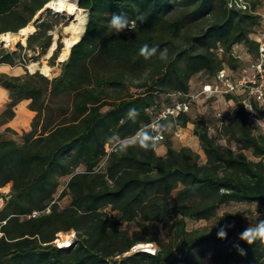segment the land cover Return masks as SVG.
<instances>
[{"label": "trees", "instance_id": "trees-1", "mask_svg": "<svg viewBox=\"0 0 264 264\" xmlns=\"http://www.w3.org/2000/svg\"><path fill=\"white\" fill-rule=\"evenodd\" d=\"M48 1L0 0V34L25 27ZM245 1L249 10L228 0H77L87 19L58 74L0 72L8 98L0 110V189L9 185L1 195L0 264H264V243L239 239L264 216H216L230 202L256 204L264 214V135L253 132L239 97L225 96L233 100L232 115L215 132L189 113L161 122L172 129L193 124L204 161L166 138L164 154H157L149 127L173 96L189 93L197 73L211 80L222 68L246 65L234 46L245 49L248 62L256 57L252 33L264 0ZM117 12L135 22L131 30L109 29ZM34 26L25 46L0 52V64L15 65L25 48L47 50L53 22ZM22 100L33 115L16 141L3 134H15L6 124ZM253 105L264 117V105ZM211 218L210 225L187 229V219ZM70 230L71 242L57 246V235ZM140 243L153 244L154 252L130 251Z\"/></svg>", "mask_w": 264, "mask_h": 264}, {"label": "rangeland", "instance_id": "rangeland-1", "mask_svg": "<svg viewBox=\"0 0 264 264\" xmlns=\"http://www.w3.org/2000/svg\"><path fill=\"white\" fill-rule=\"evenodd\" d=\"M44 6L33 16L32 20L27 24V25H32L33 29L27 31V33L23 36V40H18L17 42L13 43L10 46L4 43H0V52L18 51L19 45L25 46L27 38L37 31L34 24L42 19L47 20L48 22H53V27L47 31V34H50L51 36L50 44L47 50L44 53H41L39 49L25 48L21 50L20 58L16 59L15 65L10 66L7 64H0V72L7 73L9 75H20L23 74L25 70H28L29 72H34L37 70L43 75L47 76L48 78H51L52 76L58 74L60 70V63L63 60H65L69 54L68 51L67 55L65 56L62 55V49H63V39L67 37V32L65 31V28L69 24L70 18L64 12L61 14H55L51 9L45 8ZM80 9H81V16L85 18V22H86L87 19L86 11L83 8ZM47 12L49 13L47 14ZM58 44H60L61 47L59 49L56 58L53 60L52 54L56 49V47L58 46ZM243 50L245 49L241 45L234 46V53L241 56L240 58L242 59V62L245 63L246 66H248L250 62H248L249 60L248 57L245 55V53L242 54ZM32 64H34V66H32ZM44 65L49 67L48 74L43 73L41 70L42 66ZM234 73H236V71ZM207 81H210V79H208V77L203 73H197L196 75H194L189 80V94H193V95L196 94L200 89L201 84ZM165 98H166L165 95L161 94V100H165ZM181 98L183 99L185 98V96ZM172 99L180 100L179 97L177 96H173ZM7 100L8 98L6 97L4 99V102L0 104V110L4 108ZM2 101L3 100L0 99V102ZM22 104L24 103L22 102ZM233 106L234 103L227 104V100L225 99V96L216 95L210 98H205L201 95H198L191 102L190 110L188 113L192 118L206 122L209 125V128H211V131L210 130L209 131L212 132V128H215L216 125L215 113L217 111L225 112L226 120L228 121L232 115ZM18 107L19 105L15 107L16 115L14 116V118L6 124V126L10 127L12 130L15 131V134L10 132H5L3 134V136L14 138L16 141H19V135L23 131L29 129V122L32 117L31 114L29 116L27 114H24L26 113V111L24 109L22 110L21 107H19L20 108L19 115L24 114L25 117L24 119L19 118V120H15L16 119L15 117L17 116ZM24 107L25 109H27L26 106ZM250 122L254 127L253 132L255 134L261 133L264 135V119L260 123H257L255 121H250ZM3 128L4 127H0V132L3 130ZM192 128H193V124L191 123L187 124L186 127H182V128L177 127L175 129L166 126L165 138L167 140H170L172 146L175 148H178L180 146H189L190 148L198 152L200 154L201 160L204 161L205 157L199 147L197 138L194 136L192 132ZM221 142L225 143L224 139H222ZM164 148H165L164 141H160L157 143L156 151L158 154H162ZM8 191H9V185L0 189V196L6 195ZM2 202L3 201H1L0 198V206L2 205ZM67 203H68L67 197L62 198L59 201V205L61 207L67 205ZM224 211L241 212L242 214H244V216L249 218V220L263 218L264 216L260 206L256 204H248L244 202H230L226 205H221L216 211V216L222 214ZM214 219L215 218H211L210 220H198V221H192L190 219H187V229L201 228L203 226L210 225ZM123 226L129 229H132L133 227L125 224ZM158 228L160 229L161 235H164V231L163 229H161L160 224L158 225ZM73 234L74 233L72 230L68 232L59 233L57 235V239L55 240V242L59 244V241L67 239L69 244L73 238ZM148 247L149 249L155 248L153 244H151V246L149 245ZM136 249H141L139 247V244L135 245L130 251H134Z\"/></svg>", "mask_w": 264, "mask_h": 264}, {"label": "built area", "instance_id": "built-area-1", "mask_svg": "<svg viewBox=\"0 0 264 264\" xmlns=\"http://www.w3.org/2000/svg\"><path fill=\"white\" fill-rule=\"evenodd\" d=\"M228 6L240 9L249 10V4L245 0H228ZM259 16V25L252 33L253 39L258 44L256 57L249 63L236 71H229L227 68L220 69L212 78L213 81H207L201 84L200 89L196 94H187L185 98L176 100L172 104L164 106L153 118L149 124L151 130V139L154 142H160L165 139L166 126L161 122L168 117H176L181 113H188L191 102L196 96L201 95L205 98H210L216 95L226 96L232 94L239 97V103L245 108L246 115L249 121H259L264 117L257 116L253 102L259 106L264 105V4L260 5L256 10ZM234 51V47H233ZM217 54L221 55L222 48L218 46ZM235 74V75H234ZM228 103H233L232 99L227 100ZM216 125L212 128V132L220 130V127L226 120V113L217 111L215 113ZM211 131V128H209ZM113 146H106V151L109 152ZM1 201H3L0 196ZM37 212H33V215ZM57 246H62L55 242ZM151 246V244H149ZM150 253L154 249L149 247H140Z\"/></svg>", "mask_w": 264, "mask_h": 264}, {"label": "bare ground", "instance_id": "bare-ground-1", "mask_svg": "<svg viewBox=\"0 0 264 264\" xmlns=\"http://www.w3.org/2000/svg\"><path fill=\"white\" fill-rule=\"evenodd\" d=\"M45 8L51 9L55 14L66 13L69 16V24L65 28L67 32V37L63 39V49L62 55H67L70 46L75 43L84 29V22L85 18L81 16V9L77 4L76 0H49L45 6ZM32 25H27L17 32H6L0 34V43H4L8 46L12 45L13 43L17 42L18 40H23V36L27 33L28 30H32ZM34 66V64H32ZM42 72L48 74L49 67L44 65L41 68ZM20 108L18 107L17 116L15 120L24 119V114L19 115ZM24 112V111H23ZM58 242V240H57ZM59 244L62 246L68 245V240H61ZM148 244H139V247H148Z\"/></svg>", "mask_w": 264, "mask_h": 264}, {"label": "clouds", "instance_id": "clouds-1", "mask_svg": "<svg viewBox=\"0 0 264 264\" xmlns=\"http://www.w3.org/2000/svg\"><path fill=\"white\" fill-rule=\"evenodd\" d=\"M135 22L130 20L125 14L122 13H112L110 15V18L108 20V27L109 29L116 33H123L126 30H131V28L134 26ZM148 51V46L145 45L141 49V54L144 55ZM157 52L156 48L151 49V53L155 54ZM167 56V50H163L160 52V58L166 59ZM135 115V110L130 109L129 110V116ZM259 123V121H257ZM141 147H147L146 144L141 143ZM218 237L221 239L226 238V231L221 229L218 232ZM239 239L246 242L248 245L253 244L257 240H259L261 243H264V220H261L257 222L255 225L248 226L239 234ZM241 255H245L243 249H239Z\"/></svg>", "mask_w": 264, "mask_h": 264}, {"label": "crops", "instance_id": "crops-1", "mask_svg": "<svg viewBox=\"0 0 264 264\" xmlns=\"http://www.w3.org/2000/svg\"><path fill=\"white\" fill-rule=\"evenodd\" d=\"M243 53H245V50H243V52H242V54ZM239 56V55H238ZM239 57H241V56H239ZM210 81H213V79L212 80H210ZM7 97V91L4 89V88H2V87H0V99L1 100H3L2 102H0V104H2L3 102H4V99ZM22 102L24 103V104H22ZM27 103H28V100H22L20 103H18L16 106H18L19 105V107H21V109L23 110H25L26 111V114L29 116L30 114H31V116L33 115V112L32 111H30V110H27V109H25V107L24 106H26L27 105ZM15 115H16V111H15ZM157 152V151H156ZM164 152H165V148H164V151H163V153L162 154H164ZM158 154V153H157ZM162 154H159V155H162Z\"/></svg>", "mask_w": 264, "mask_h": 264}, {"label": "water", "instance_id": "water-1", "mask_svg": "<svg viewBox=\"0 0 264 264\" xmlns=\"http://www.w3.org/2000/svg\"><path fill=\"white\" fill-rule=\"evenodd\" d=\"M76 1H77V0H76ZM86 15H87V13H86ZM83 30H84V29H83ZM78 40H79V38H78ZM78 40H77V41H78ZM77 41H76V42H77ZM145 251H146V250H145Z\"/></svg>", "mask_w": 264, "mask_h": 264}]
</instances>
